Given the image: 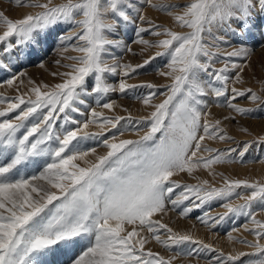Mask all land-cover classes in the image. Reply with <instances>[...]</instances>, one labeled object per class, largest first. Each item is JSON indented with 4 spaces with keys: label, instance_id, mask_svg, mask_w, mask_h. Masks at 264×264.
<instances>
[{
    "label": "snow or ice",
    "instance_id": "snow-or-ice-1",
    "mask_svg": "<svg viewBox=\"0 0 264 264\" xmlns=\"http://www.w3.org/2000/svg\"><path fill=\"white\" fill-rule=\"evenodd\" d=\"M11 2L39 11L18 19L0 11V45H6L0 47L4 54L0 56V70L14 66L13 57L21 46L39 44L61 24L73 30L58 37L60 55L74 63L55 61L70 71L52 72L54 77H62L54 86L29 79L32 87L27 98L26 94L0 95V103L7 105L0 109V264H57L58 253L69 255V264H174L181 256L200 257L206 264H264V220L257 219V212L264 211V182L224 178V186L216 188L207 180L181 185L173 179L179 173L192 174L200 166L207 169L236 162L237 158L244 162L248 142L218 149L205 141L234 139L222 127L221 119H209L211 103L224 106L227 101L226 106L240 116L256 109L234 103L237 98L264 104V97L250 88L235 86L243 83L241 74L248 64L233 60H247L253 51L244 34L260 27L264 0H187L182 5L156 4L153 0ZM145 6L167 13L188 31H173L153 22L144 14ZM176 8L182 11L174 12ZM127 25L135 26L132 43L142 45L141 52L153 48L161 51L148 55L142 63H121L113 49L136 55L119 37V30ZM229 34L241 42L232 43ZM260 46L264 48V44ZM69 48L81 55H64ZM161 56L168 57L167 70L159 71V75L171 83L127 82ZM221 60L223 66L217 68ZM39 67H45L44 63ZM106 74L122 78L112 84ZM26 75L19 73L20 77ZM16 80L14 75L6 83L13 85ZM230 83L233 86L229 89ZM136 88L150 90L141 102L152 109L138 120L130 115L107 117L95 108L83 122L71 115L85 114L76 106L85 103L82 96L95 95L96 103L111 111L114 102L101 104L107 94H125ZM159 96L164 98L153 103ZM126 119L125 130L147 129L139 139H118L123 135L119 131L102 140L107 149L103 155L96 147H80L82 140L97 135L85 131L90 123L110 132ZM223 120L236 122V117L226 115ZM177 189L182 190L174 195ZM244 190H249L248 194ZM236 198L244 203H231ZM213 200L224 201L226 211L216 216L205 212L197 219L216 229L230 215L246 217L253 227L246 222L243 228L254 240L234 238L231 233L228 238L253 251L226 253L191 235L174 232L157 218L177 210L187 217ZM185 201L189 205L181 207ZM254 204L261 207L253 209ZM150 241L168 252L185 243L197 247L166 258L146 247ZM76 249L79 251L70 255ZM204 252L212 255L205 258L201 255Z\"/></svg>",
    "mask_w": 264,
    "mask_h": 264
},
{
    "label": "rangeland",
    "instance_id": "rangeland-1",
    "mask_svg": "<svg viewBox=\"0 0 264 264\" xmlns=\"http://www.w3.org/2000/svg\"><path fill=\"white\" fill-rule=\"evenodd\" d=\"M66 0H53V3L59 4L64 3ZM161 2H167L170 4H185L187 0H153V3L159 4ZM0 11H4L5 14L11 19L22 18V16L29 12H36L39 9L35 8H20L14 5L11 0H0ZM144 14L153 22L157 24H163L165 27L171 28L173 31L186 32V28H182L172 16H169L165 12L158 11L151 7L145 6ZM174 12H181V8H176ZM80 18V17H78ZM147 27L148 25H137ZM71 29L67 24H61L56 26L54 29L50 30L44 37H42L39 44H33L30 47L21 46L16 51V56L13 57L14 66L6 68L5 70H0V95L6 97H14L20 94L31 95L29 89L32 85L29 84V79L35 81L37 84H48L49 86H54L56 83L62 81V77L53 76L52 72H66L70 71L68 68L60 67L56 65L55 61L60 59L62 63H74V61H65L62 59L60 52L61 46L59 44L58 37L62 34L70 32ZM78 30V29H76ZM3 29L0 28V32ZM232 43H240V39L236 35L229 34ZM246 43L250 48L253 49L249 58L247 60L242 57H234L233 60L237 63L248 64V67L241 74L243 78L242 84H236L235 86L241 89H251L253 92L264 97V48L260 45L264 44V18L260 19V27L254 29L250 34L245 33ZM119 37L123 41L134 49L136 55L132 53H124L119 49H113V53L120 58L121 63H131L135 65L136 63H142L143 59L147 58L148 55H154L155 52L161 51V49H148L146 52H141L142 45L132 43L135 39V26L127 25L119 30ZM111 38H116L115 36ZM146 39H151V37L145 36ZM161 39L164 37H160ZM6 45H0L3 47ZM228 51L231 48L227 49ZM0 53V56H3ZM64 55L78 56L81 55L79 52L72 51L69 48L67 53ZM18 56V59L16 58ZM168 57L161 56L155 59L149 66L144 69L139 70L138 74L132 76L127 82L132 84H142V83H153L157 85L171 83L170 79L161 77L159 71L167 70L166 63ZM112 63V60H108ZM223 60L217 63L215 66L217 68L223 66ZM40 63H44L45 67H39ZM25 72L27 75L20 77L19 73ZM17 77L16 82L13 85H8L6 81L11 79L13 76ZM121 76H116L112 74H106V79L108 83L117 84L121 79ZM23 80V83L20 81ZM94 83V81H92ZM233 85L229 84V89ZM47 91L48 89H42ZM150 90L147 88H136L130 89L125 94L119 92H113L107 94L101 104L104 102H114V109L108 110L100 107L96 103L97 97L95 95L81 98L85 100L84 104L77 103V107L81 109L85 114L81 116L79 113H71V115L79 119L81 122L90 117V109L97 108V111H101L107 117L113 116H124L126 118L131 116L132 120H138L141 117L147 116L152 110L142 104V99L148 94ZM231 95V93H229ZM34 98V97H33ZM164 97L159 96L157 99L153 100V103H158ZM223 99V98H222ZM227 101H224V106H218L215 103H211L209 117L210 120L221 119L222 127L226 129L228 134L234 139L230 142H221L219 140L209 141L206 140L210 147L225 149L229 147H236L240 142H248L249 150L243 157L244 162L241 163L240 159L237 158L236 162H227L223 164L213 165L211 168H204L200 166L195 169L192 174L187 172L179 173L173 177L174 180L178 181L181 185H196L204 180L209 182V186L220 188L224 186V178L231 180L235 179H246L252 182H264V142H261V138H264V104L253 103L246 98H237L234 103L242 107L255 108L256 111L252 112L246 116H240L239 114L233 113L231 109L226 106ZM7 105L0 103V109L5 108ZM127 109V111H125ZM235 116L236 122L232 120L224 121V116ZM129 121H121L117 129H111L110 132H105L99 124L90 123L88 128L85 130L89 133L97 134L95 138H87L80 142V147L91 148L96 147L97 152L100 155L106 153L107 149L102 145V140L104 138H109L113 134H117L119 131H123V135L118 136V139H139L143 132L147 129H143L140 132L125 130ZM67 127H75L74 125H68ZM111 128L110 125L107 126ZM247 129V131H243ZM101 133H103L101 135ZM200 155H208V153H200ZM235 155V154H233ZM89 159L94 160V156H90ZM83 166V165H82ZM23 171V170H22ZM182 189H177L174 195H178ZM239 191V190H238ZM249 190H244V194H248ZM224 201L213 200L206 203L203 207L196 209L194 212L189 213L187 217L181 216L179 210L169 211L167 214L158 215L157 218L161 220L162 223L168 224L169 227L173 228L174 232L184 235L188 234L195 240L203 241L204 243L212 244L216 249H221L223 251H246L250 252L253 249L248 248L246 245L238 243L237 239H229L228 233H231L234 238H246L248 240H254V237L246 232L243 225L248 222L249 227H253L251 223L244 216L230 215L226 218L216 229H210L197 219V217L202 216L205 212L210 216H216L217 214L224 213L225 208L222 207ZM231 203L241 204L244 203L243 200L238 198L232 199ZM189 205L188 201H185L181 207ZM261 207L259 204H254L253 209ZM257 219L264 220V211L257 212ZM234 228H239V231H232ZM146 234V233H145ZM162 238H164L162 236ZM146 247H151L154 251H159L161 254L168 256L176 255L179 251H190L197 247L191 243H185L175 248L173 251L168 252L163 249V247L157 244L155 241H150ZM79 249H76L70 255H75ZM203 257L211 256L212 253L204 252L201 254ZM57 264H69V255L63 253L57 254ZM174 264H206V259L200 257H186L181 256Z\"/></svg>",
    "mask_w": 264,
    "mask_h": 264
},
{
    "label": "bare ground",
    "instance_id": "bare-ground-1",
    "mask_svg": "<svg viewBox=\"0 0 264 264\" xmlns=\"http://www.w3.org/2000/svg\"><path fill=\"white\" fill-rule=\"evenodd\" d=\"M135 45V44H134ZM127 54V53H126ZM97 110V108H95ZM98 151V150H97ZM98 153V152H97ZM99 154V153H98Z\"/></svg>",
    "mask_w": 264,
    "mask_h": 264
}]
</instances>
